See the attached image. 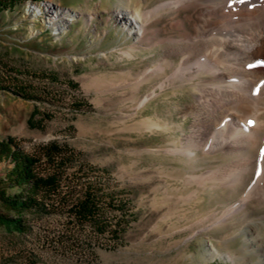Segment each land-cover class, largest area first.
I'll use <instances>...</instances> for the list:
<instances>
[{
	"label": "rangeland",
	"instance_id": "374dc122",
	"mask_svg": "<svg viewBox=\"0 0 264 264\" xmlns=\"http://www.w3.org/2000/svg\"><path fill=\"white\" fill-rule=\"evenodd\" d=\"M124 1L26 0L0 10V139L11 137L34 155L53 143L63 154L37 163L61 175L45 210L26 212L22 230L0 223V264H232L212 256L210 242L253 264L257 255L242 252V243L264 237L260 195L226 224L212 225L252 183L253 175L234 183L240 155L194 146L195 158L169 152L190 147V106L200 93L170 78L188 55L177 53L178 44L193 43L209 4ZM119 9L140 12L139 35ZM189 16L187 28H178ZM209 18L207 31L217 22ZM213 35H220L216 26ZM10 167L1 160L0 177ZM86 187L109 226L101 234L73 215Z\"/></svg>",
	"mask_w": 264,
	"mask_h": 264
},
{
	"label": "bare ground",
	"instance_id": "6f19581e",
	"mask_svg": "<svg viewBox=\"0 0 264 264\" xmlns=\"http://www.w3.org/2000/svg\"><path fill=\"white\" fill-rule=\"evenodd\" d=\"M122 1L124 0H119L118 6L123 5ZM180 1L182 0L163 2L161 5L175 7L180 5ZM185 1L183 8H195L194 0ZM206 1L209 5L201 13L203 30H193V43L178 44L177 53L188 55L181 63L176 64L170 77L179 78L181 83H188L200 91L190 106L192 128L186 136L190 147L186 151L183 147L173 146L169 152H186L184 154L192 158L195 153L191 146L202 148L206 153L221 150L226 155L232 151L240 155L239 163L236 160L239 164L238 178L233 182L239 183L246 175V178L255 176L250 177L252 183L248 182L249 186L237 203L238 207L231 206L214 219L212 225L221 227L228 218L233 217V213L242 211L241 204L247 199L257 198L259 195L264 199V187L256 191L264 181V160L261 159V149H264V0ZM130 11L119 9L118 14L126 18V26L139 35L142 26L137 23L142 15L138 11ZM210 16L217 18V22L211 24L212 29L216 26L220 35L208 38L212 29L207 31L205 28L210 24L206 23L210 21ZM185 20L180 21L178 28L186 29L193 18L189 16ZM205 33V39L199 40L198 36ZM192 178L196 176L193 175ZM255 201L261 204L259 200ZM204 228L206 227L200 229ZM208 245L212 256L223 257L232 264H245L244 256L222 253L212 242ZM242 247V252L257 255L253 264H264V237L258 236L257 240L243 237Z\"/></svg>",
	"mask_w": 264,
	"mask_h": 264
},
{
	"label": "trees",
	"instance_id": "16d2710c",
	"mask_svg": "<svg viewBox=\"0 0 264 264\" xmlns=\"http://www.w3.org/2000/svg\"><path fill=\"white\" fill-rule=\"evenodd\" d=\"M26 0H0V10L10 9ZM41 2L43 0H29ZM62 152L56 144L41 147L39 155L25 152L11 137L0 139V161L6 160L11 167L0 177V205L2 209L11 210L16 217L0 212V223L8 228L22 230L25 224L22 217L30 210L43 211L44 201L58 193L61 175L58 168L42 170L37 163L41 159L49 161L61 160ZM99 203L94 199L87 187L83 195L72 205L73 215L77 220L88 222L97 234L107 230L105 221L98 208ZM112 236L118 235V228H113Z\"/></svg>",
	"mask_w": 264,
	"mask_h": 264
},
{
	"label": "snow or ice",
	"instance_id": "6c2138e0",
	"mask_svg": "<svg viewBox=\"0 0 264 264\" xmlns=\"http://www.w3.org/2000/svg\"><path fill=\"white\" fill-rule=\"evenodd\" d=\"M262 63H264V62H262ZM249 67H253V65H249ZM261 159L264 160V149H261Z\"/></svg>",
	"mask_w": 264,
	"mask_h": 264
}]
</instances>
